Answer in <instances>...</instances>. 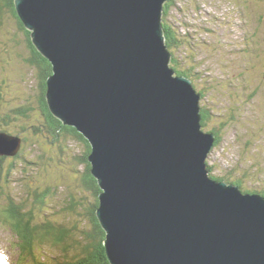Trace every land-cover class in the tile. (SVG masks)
Wrapping results in <instances>:
<instances>
[{"label": "water", "instance_id": "obj_1", "mask_svg": "<svg viewBox=\"0 0 264 264\" xmlns=\"http://www.w3.org/2000/svg\"><path fill=\"white\" fill-rule=\"evenodd\" d=\"M168 0H16L51 112L89 141L111 264H264V195L210 174L202 93L171 66ZM163 10V13H162ZM19 136L0 131V156Z\"/></svg>", "mask_w": 264, "mask_h": 264}, {"label": "rangeland", "instance_id": "obj_2", "mask_svg": "<svg viewBox=\"0 0 264 264\" xmlns=\"http://www.w3.org/2000/svg\"><path fill=\"white\" fill-rule=\"evenodd\" d=\"M6 17V28H0V101L2 111L11 116L4 127L15 137L20 128L14 126L21 124L28 128L31 132L24 131L28 141L23 154L35 161L44 155L45 160L41 161L42 167L37 164L29 167L15 156H0V184L5 170L14 162L19 171L12 186L2 187L5 192L18 199L27 195L30 178L42 184L56 179V184L64 186L58 190V199L68 205L70 198L65 185L74 181V177L64 163L56 160V149L49 138L45 134L34 135L33 127L42 118L37 105L39 78L18 56L21 53L27 56L25 30L18 29L16 17L11 13ZM164 17L184 37L183 47L175 52L184 66L193 69L195 87L205 93L201 105L210 114L208 129H219L221 133L208 158L210 173L242 179L249 189L263 188L264 0H171ZM13 36L16 42L3 41L4 37ZM20 108L28 110L29 116L20 115ZM12 110H20L17 117ZM50 204L58 206L57 201ZM19 258L16 236L9 225L0 221V264H27Z\"/></svg>", "mask_w": 264, "mask_h": 264}, {"label": "trees", "instance_id": "obj_3", "mask_svg": "<svg viewBox=\"0 0 264 264\" xmlns=\"http://www.w3.org/2000/svg\"><path fill=\"white\" fill-rule=\"evenodd\" d=\"M15 1L0 0V28H6V16L11 13L16 17L18 29H23L26 32L27 56H24L23 53L17 54L37 72L39 78L40 91L37 97V105L42 118L40 124L33 127L34 135L45 134L49 138L50 144L56 149V160L59 163H64L63 166L70 170L68 172L73 175L74 181L72 180L71 183L65 185L70 198V200H67L68 205H64V202L58 199V197L60 198L57 195L58 190L64 186L56 184V179L48 180V183L42 184L38 183V180L30 178L32 183L27 181V195L19 196L20 198L16 199L17 197L11 192H5L3 189L4 187L7 188L9 184L12 186L15 180L14 177L19 171L18 164L16 166L14 162L11 163L8 170H5L3 180H1L2 184H0V221L9 225L12 229L16 236V245L19 248V259L27 261V264H111L104 244L106 232L97 216V208L100 204L99 194L102 190L97 178L91 172L89 155L92 146L90 141L76 127L63 123L49 109L46 93L48 89L47 78L53 72L52 64L32 42L31 31L25 27L17 15ZM170 1L168 0L165 3L164 14ZM164 14L165 39L172 53L170 64L177 75H186L193 78V69L184 66L175 52L181 45L183 47L184 44L181 38L184 37L179 35L177 27L167 21ZM9 39L16 42L15 36L4 37L3 41L9 42ZM19 71L21 72V70ZM199 92L205 94L200 89ZM2 106L3 103L0 101V131L13 134L4 127L8 124L11 114L2 111ZM201 106L202 125L206 131L215 134L216 144H218L219 137L217 133H220V130L208 129L207 122L210 114L203 105ZM20 110H17V112L12 110L13 113H16L15 117H17ZM21 112L22 114H19L23 117L29 116L28 110H21ZM17 126L20 130L15 135L19 136L23 143L20 152L14 158H18L20 162L24 161L29 167L32 165L42 167L41 161L45 160L44 155H40L39 160L35 161L29 160L23 154L25 143L28 141L25 132L26 130L31 131L22 127L21 124L14 127ZM33 146L35 147L36 143ZM209 169H211V166H209ZM210 174L218 180H225L239 185L245 192L264 195V187L249 189L243 184L242 179L229 178L228 175L216 176ZM52 201H57L58 206L50 204ZM68 209L70 211H67ZM78 216H83V218L78 219Z\"/></svg>", "mask_w": 264, "mask_h": 264}, {"label": "flooded vegetation", "instance_id": "obj_4", "mask_svg": "<svg viewBox=\"0 0 264 264\" xmlns=\"http://www.w3.org/2000/svg\"><path fill=\"white\" fill-rule=\"evenodd\" d=\"M217 134H218V137H219V140H220V138H221V133H217ZM216 145H217V144H216ZM216 145H215V146H216ZM215 146H214V147H215Z\"/></svg>", "mask_w": 264, "mask_h": 264}, {"label": "bare ground", "instance_id": "obj_5", "mask_svg": "<svg viewBox=\"0 0 264 264\" xmlns=\"http://www.w3.org/2000/svg\"><path fill=\"white\" fill-rule=\"evenodd\" d=\"M165 6V5H164ZM162 13H163V10H162ZM109 260V259H108Z\"/></svg>", "mask_w": 264, "mask_h": 264}]
</instances>
